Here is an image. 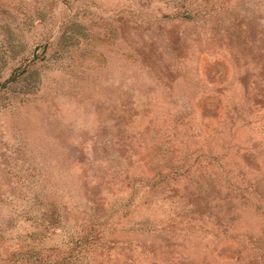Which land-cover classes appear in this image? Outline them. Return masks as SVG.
<instances>
[{
	"label": "rangeland",
	"instance_id": "1",
	"mask_svg": "<svg viewBox=\"0 0 264 264\" xmlns=\"http://www.w3.org/2000/svg\"><path fill=\"white\" fill-rule=\"evenodd\" d=\"M0 264H264V0H0Z\"/></svg>",
	"mask_w": 264,
	"mask_h": 264
}]
</instances>
